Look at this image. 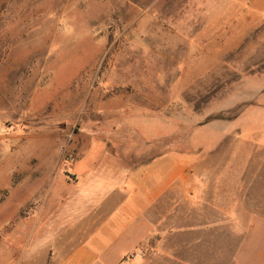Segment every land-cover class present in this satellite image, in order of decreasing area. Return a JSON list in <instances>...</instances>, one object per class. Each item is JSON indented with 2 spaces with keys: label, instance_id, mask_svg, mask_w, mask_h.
I'll return each mask as SVG.
<instances>
[{
  "label": "rangeland",
  "instance_id": "1",
  "mask_svg": "<svg viewBox=\"0 0 264 264\" xmlns=\"http://www.w3.org/2000/svg\"><path fill=\"white\" fill-rule=\"evenodd\" d=\"M249 1L0 0V247L21 257L74 186H114L119 170L124 186L222 179L229 208L235 186L264 195V14Z\"/></svg>",
  "mask_w": 264,
  "mask_h": 264
},
{
  "label": "crops",
  "instance_id": "2",
  "mask_svg": "<svg viewBox=\"0 0 264 264\" xmlns=\"http://www.w3.org/2000/svg\"><path fill=\"white\" fill-rule=\"evenodd\" d=\"M245 4L264 14V0ZM119 171L114 186H74L73 197L42 221L21 257L18 249L0 247V264H110L104 253L124 242L134 246L116 264L137 249L144 252L139 264H198L182 252L217 238L234 253L227 262L223 251L213 264H264V232H254L264 227L263 207L255 201L264 195L253 186H235L229 208L222 179L219 186H139L145 179L136 174L124 186L128 174Z\"/></svg>",
  "mask_w": 264,
  "mask_h": 264
},
{
  "label": "built area",
  "instance_id": "3",
  "mask_svg": "<svg viewBox=\"0 0 264 264\" xmlns=\"http://www.w3.org/2000/svg\"><path fill=\"white\" fill-rule=\"evenodd\" d=\"M136 258V255H132V256H125L124 257V263H131L134 259Z\"/></svg>",
  "mask_w": 264,
  "mask_h": 264
}]
</instances>
